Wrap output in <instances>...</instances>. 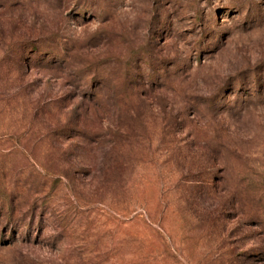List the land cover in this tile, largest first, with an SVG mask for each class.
I'll list each match as a JSON object with an SVG mask.
<instances>
[{
    "label": "rangeland",
    "instance_id": "obj_1",
    "mask_svg": "<svg viewBox=\"0 0 264 264\" xmlns=\"http://www.w3.org/2000/svg\"><path fill=\"white\" fill-rule=\"evenodd\" d=\"M0 264H264V0H0Z\"/></svg>",
    "mask_w": 264,
    "mask_h": 264
},
{
    "label": "trees",
    "instance_id": "obj_2",
    "mask_svg": "<svg viewBox=\"0 0 264 264\" xmlns=\"http://www.w3.org/2000/svg\"><path fill=\"white\" fill-rule=\"evenodd\" d=\"M19 61V59H18ZM244 184H246L245 186L247 187V190L251 193V201L252 203H256L257 205L261 204V199L263 197L262 195V191H263V187L261 188V186L258 187H254V186H249V183L244 182Z\"/></svg>",
    "mask_w": 264,
    "mask_h": 264
}]
</instances>
